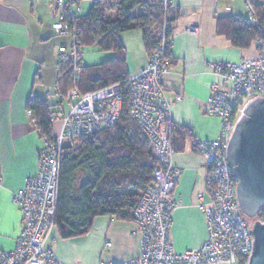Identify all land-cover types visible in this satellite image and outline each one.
Wrapping results in <instances>:
<instances>
[{
	"label": "built area",
	"instance_id": "1",
	"mask_svg": "<svg viewBox=\"0 0 264 264\" xmlns=\"http://www.w3.org/2000/svg\"><path fill=\"white\" fill-rule=\"evenodd\" d=\"M30 1L38 3L41 0ZM255 1L245 0L251 18V3ZM164 2L169 4L171 0ZM47 3L57 21V33L71 37L68 26L58 20V13L63 8H71L80 14L81 0H47ZM169 30L165 25L159 47L149 55L148 63L140 72L128 79V116L141 129L158 161L152 183L141 193L134 210L140 253L128 261H99L97 264H248L254 241L250 234L252 226L248 225L237 200V181L227 162V149L247 105L257 98L264 99V45L256 43L257 57L254 59L211 65L216 79L210 87L207 110L220 120L221 131L215 140L194 143L206 173V193L199 205L206 219V238L197 249L175 253L170 234L173 213L178 207L175 191L181 172L172 163L170 110L182 98L168 97L172 71L165 56V37ZM188 32L197 34L198 27H190ZM80 60L81 49L74 43L60 47L56 65L58 79L62 77L63 66L70 65L78 80ZM51 97H55L56 106L66 103L71 108L67 113L56 111L50 115L51 123L60 125L59 133L53 139L41 138L38 173L13 195V202L22 214V228L15 247L0 251V264H63L54 256L52 246L45 247L56 230L54 220L63 147L73 139L114 127L121 115L122 95L118 84L85 94L77 87L63 94L57 85L53 95L48 93L47 99ZM27 115L31 120L32 111L27 110ZM31 123L35 125V121Z\"/></svg>",
	"mask_w": 264,
	"mask_h": 264
},
{
	"label": "crops",
	"instance_id": "2",
	"mask_svg": "<svg viewBox=\"0 0 264 264\" xmlns=\"http://www.w3.org/2000/svg\"><path fill=\"white\" fill-rule=\"evenodd\" d=\"M93 2L81 0L82 12L87 13ZM171 5L179 17L172 32L175 63L168 97L180 96L182 100L172 105L170 118L193 135V140L186 141L185 150L174 153L172 159L181 176L175 191L178 207L172 217L170 241L175 253H183L197 249L206 238V219L199 208L206 193V173L194 143L215 140L221 131L220 120L207 110L210 87L216 79L211 65L254 59L257 51L256 43L249 49H239L217 33L220 18L251 19L245 0H171ZM56 22L47 0H0V251L12 250L21 233L22 214L13 195L39 170L43 142L27 115V103L39 98L55 106L56 111L67 113L66 106L68 111L71 108L66 103L56 106L55 97L47 99L57 87L58 50L71 45L57 33ZM190 27H198V33L188 32ZM120 41L126 52L128 74L134 76L149 60L142 34L138 30L126 32L120 35ZM58 133L53 132V136ZM136 229L135 222L100 217L89 233L78 239L62 240L55 230L52 250L54 253V246L59 249L54 256L63 264L124 262L140 253ZM74 242L81 249V260L77 262L68 257L75 249Z\"/></svg>",
	"mask_w": 264,
	"mask_h": 264
},
{
	"label": "trees",
	"instance_id": "3",
	"mask_svg": "<svg viewBox=\"0 0 264 264\" xmlns=\"http://www.w3.org/2000/svg\"><path fill=\"white\" fill-rule=\"evenodd\" d=\"M251 6L253 18L228 16L220 18L217 25V33L243 50L257 42L264 45V0H256ZM178 17L171 3L164 0H94L87 13L77 14L71 8L58 13V20L72 34L71 45L74 43L80 49L95 47L99 52L112 54L93 66H84L80 60L78 80L73 67L63 66L62 77L57 79L60 92L64 94L77 87L85 94L118 84L122 95L121 115L114 127L79 137L76 146L70 142L63 147L54 220L60 239L74 240L86 235L100 217L135 222V207L141 193L152 183L158 161L149 141L128 116L130 76L120 35L140 31L149 56L159 47L161 33L168 25L165 56L172 69L175 63L171 55L172 32ZM27 110L32 111L31 121H35L34 128L40 138L53 139L50 115L56 112L55 106L31 98ZM171 137L174 153L183 152L186 141L193 140L190 130L174 123ZM256 220H264L263 209Z\"/></svg>",
	"mask_w": 264,
	"mask_h": 264
},
{
	"label": "water",
	"instance_id": "4",
	"mask_svg": "<svg viewBox=\"0 0 264 264\" xmlns=\"http://www.w3.org/2000/svg\"><path fill=\"white\" fill-rule=\"evenodd\" d=\"M227 162L237 181L239 206L246 217L254 219L264 210L263 98L250 102L243 111L227 149ZM250 234L254 241L248 264H264V221H255Z\"/></svg>",
	"mask_w": 264,
	"mask_h": 264
},
{
	"label": "rangeland",
	"instance_id": "5",
	"mask_svg": "<svg viewBox=\"0 0 264 264\" xmlns=\"http://www.w3.org/2000/svg\"><path fill=\"white\" fill-rule=\"evenodd\" d=\"M61 36H62V38L66 39L67 43H69V44L71 43L72 40H71V38L69 36H67V35H61ZM111 56H112L111 53L99 52L95 47H87V48H82L81 49V59H82V62L85 65H87V66L100 64L103 61L109 59ZM74 103H75V101L73 102V104ZM66 107H67V110L66 111L68 112V108L69 107L68 106H66ZM59 128H60V125L58 123H54L53 124V132H54V134H57L59 132ZM68 143L69 142H66V144H68ZM71 144H73L74 146H76L77 145V139H73L71 141ZM244 218L246 219V221H247V223H248L249 226H252L253 223L255 221H257L256 218L250 219V218H248L246 216ZM54 235H55V231H53L51 233L50 239L47 241V243L45 245L46 248L52 246V241H53ZM74 244H75V249L73 248L74 251H72L70 253L68 252L69 253V256L68 257L73 262H77L78 260H81V259H79V258H81V254H80L81 249H80L79 243L74 242ZM58 250L59 249L56 246H54V253L55 254H57V251ZM82 258H84V257L82 256Z\"/></svg>",
	"mask_w": 264,
	"mask_h": 264
}]
</instances>
